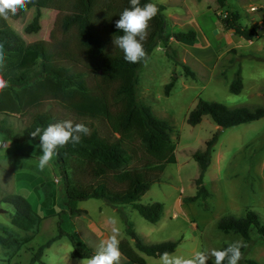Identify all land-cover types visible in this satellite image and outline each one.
Segmentation results:
<instances>
[{
	"label": "rangeland",
	"instance_id": "1",
	"mask_svg": "<svg viewBox=\"0 0 264 264\" xmlns=\"http://www.w3.org/2000/svg\"><path fill=\"white\" fill-rule=\"evenodd\" d=\"M153 1L166 7L165 33L137 71V95L141 104L149 106L155 116L171 126L176 162L166 166L160 180L138 202L162 203V216L156 223H150L129 204L111 205L97 198L79 201L77 206L82 212L70 215L57 181L56 158L40 171L37 165L42 150L37 141L14 142L0 133V143L4 140L7 144L5 147L0 144V235L9 240L5 244L0 242V264H80L84 258L71 257L73 246L67 235L95 253L103 239L102 232L106 236L111 234V224L102 226L110 217L118 220L120 241L133 243L126 235L130 223L145 243L180 239L174 252L185 257L244 241L239 234L218 229L221 218L243 217L247 210H252L264 224V116L219 130L208 115L193 126L186 122L199 98L228 107L264 108V19L261 12L249 10L250 5H258L261 0H227L224 8L238 12L242 25L257 30L258 37L253 41L222 28L219 15L225 10L216 0ZM40 11V29L36 34L24 31L36 13L34 8L17 18L9 16L6 22L24 44L40 39L61 44L63 12ZM98 14L102 15V10ZM188 29L197 33L198 41L192 45L184 43L177 34ZM237 71L242 87L239 93H233L229 86ZM13 128L19 131L16 122ZM215 134L214 152L203 173L208 195L186 200L195 195L200 173L193 154L204 150L207 140ZM10 194L26 198L42 217L37 231L21 230L11 223L14 208L2 200ZM59 226L66 234L43 248L40 257L43 263H30L38 248L58 235ZM245 243L238 264H247V260L264 264V238L252 229L251 239ZM142 256L145 264H158L159 257ZM123 260L122 256L120 262ZM210 262L214 263V258Z\"/></svg>",
	"mask_w": 264,
	"mask_h": 264
},
{
	"label": "trees",
	"instance_id": "2",
	"mask_svg": "<svg viewBox=\"0 0 264 264\" xmlns=\"http://www.w3.org/2000/svg\"><path fill=\"white\" fill-rule=\"evenodd\" d=\"M149 2L156 4L153 0H140L141 6ZM216 2L221 8L227 4V0ZM156 6L159 11L149 22L148 36L143 42L148 54L165 33L166 7L162 4ZM128 7L130 0H32L27 11L34 8L36 13L25 25V33L36 34L39 31L41 9H55L63 12L60 19L64 35L61 44L41 39L24 44L6 20L0 18V44L4 45L6 58L2 75L8 81V86L0 91V133L14 142L34 140L40 143L38 137L31 136L37 127L43 129L51 123L68 119L86 124L91 135L84 136L82 142L75 146L70 143L59 149V155L55 156L66 211L72 216L78 215L82 212L77 206L79 201L97 198L111 205L129 204L146 221L156 223L162 216L163 204H143L138 199L160 180L168 164L176 162L175 145L168 122L155 116L149 106L138 100L137 71L143 61H125L122 50L113 43L115 36L123 35L115 27V22ZM98 10H102V15ZM25 12L20 11L10 17L17 18ZM239 16L238 12L225 9V13L219 15L222 28L244 40L253 41L258 37L257 30L242 25ZM177 34L186 44L198 41L193 29L179 30ZM183 67L190 73L186 65ZM241 87L237 71L229 89L239 93ZM166 88L168 91V85ZM205 115L219 130L257 120L264 116V108L228 107L199 98L188 113L186 122L196 125ZM15 122L18 132L13 128ZM215 141L216 134L207 140L204 150L193 154L200 173L196 179L195 195L186 200L194 201L208 195L203 185V173L210 164ZM2 200L14 208L11 223L15 227L37 231L42 217L26 198L10 194ZM218 229L239 234L245 242L251 239L252 229L264 238V224L252 210H247L243 217L221 218ZM59 230L56 237L38 248L30 263H43L40 260L43 248L66 234L60 226ZM126 235L133 243L120 241L124 257L120 264H145L142 255L159 257L164 251L174 252L180 242L176 239L145 243L130 223ZM67 236L73 246L71 257L94 255L91 247L78 243L70 234ZM6 241L9 240L0 235V242L5 244ZM247 264L258 263L247 260Z\"/></svg>",
	"mask_w": 264,
	"mask_h": 264
},
{
	"label": "clouds",
	"instance_id": "3",
	"mask_svg": "<svg viewBox=\"0 0 264 264\" xmlns=\"http://www.w3.org/2000/svg\"><path fill=\"white\" fill-rule=\"evenodd\" d=\"M32 0H0V18L7 20L20 11H27ZM159 9L154 3L141 6L140 0H130V7L125 8L115 22V27L123 32L113 39L116 48L122 50L125 61L139 63L148 60L143 42L147 39L149 22L157 15ZM6 68L4 45L0 44V91L8 86L2 72ZM91 135V129L84 123L62 120L49 124L46 128L37 127L31 136L39 138V148L42 154L38 157V169L43 171L49 166L53 158L59 155V149L68 144L73 146L82 142L84 136ZM108 223L112 225L111 234L101 239L94 255L84 258L80 264H120L122 253L120 251L118 220L110 217ZM243 240L230 243L224 249L210 251H197L191 257L178 255L176 252L164 251L159 254L158 264H208L214 258V264H238L242 258L241 249L246 247Z\"/></svg>",
	"mask_w": 264,
	"mask_h": 264
},
{
	"label": "built area",
	"instance_id": "4",
	"mask_svg": "<svg viewBox=\"0 0 264 264\" xmlns=\"http://www.w3.org/2000/svg\"><path fill=\"white\" fill-rule=\"evenodd\" d=\"M249 10L251 12H261L262 17L264 19V0H261V3H259L258 5H250ZM260 22H263V21H260Z\"/></svg>",
	"mask_w": 264,
	"mask_h": 264
},
{
	"label": "crops",
	"instance_id": "5",
	"mask_svg": "<svg viewBox=\"0 0 264 264\" xmlns=\"http://www.w3.org/2000/svg\"><path fill=\"white\" fill-rule=\"evenodd\" d=\"M222 10H225L224 8H222ZM233 33V32H232ZM3 147H5L7 144H6V142L4 141V140H2L1 141V143H0ZM57 181H58V179H57ZM56 182V181H55ZM102 226H104V227H107V226H109V223L107 222V221H105L103 224H102ZM101 233V231H99V234ZM103 233V236H101L103 239H105V238H107V233L106 232H102ZM106 234V235H105Z\"/></svg>",
	"mask_w": 264,
	"mask_h": 264
}]
</instances>
